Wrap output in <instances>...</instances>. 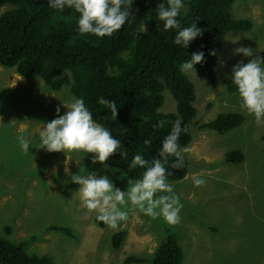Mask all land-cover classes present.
<instances>
[{"label": "rangeland", "instance_id": "374dc122", "mask_svg": "<svg viewBox=\"0 0 264 264\" xmlns=\"http://www.w3.org/2000/svg\"><path fill=\"white\" fill-rule=\"evenodd\" d=\"M6 9H0V15ZM231 14L251 21L252 28L226 36L218 53L216 84L200 78L195 70L183 72L194 85L195 118L190 151L185 154L187 178L170 181L183 204L176 225L138 211L131 212L118 229L97 224L95 213L81 204L79 185L62 186L72 173L103 170L102 164L90 163L93 154L49 153L30 146L26 155L19 144L21 137L38 143L44 125L56 118V108L60 115L67 111L64 104L74 97L71 74L67 72L64 86L53 91L37 77H21L14 69L0 66V237L27 242L29 253L47 255L54 264H126L128 257L151 264L169 232L183 250L182 264H264V123L257 124L240 109L230 77L237 61L250 59L235 54V48L252 47L259 55L264 51V0H234ZM163 97L159 112L177 114L171 94L165 90ZM234 112L245 117L240 127L225 134L200 129L219 114ZM229 151H241L243 161L228 163ZM193 173L202 176L204 186L192 185ZM127 179L115 180L116 186L124 190ZM120 231L125 237L115 250L111 239Z\"/></svg>", "mask_w": 264, "mask_h": 264}, {"label": "trees", "instance_id": "16d2710c", "mask_svg": "<svg viewBox=\"0 0 264 264\" xmlns=\"http://www.w3.org/2000/svg\"><path fill=\"white\" fill-rule=\"evenodd\" d=\"M166 0H134L131 8V22L111 37L98 39L77 31L78 13L65 8L57 11L49 8L48 0H0V9H7L0 15V66L14 69L21 77H37L53 91H59L66 83L65 74L72 76L71 93L83 97L93 114V119L111 131L121 141L126 155H116L108 163L119 167L128 178H139L143 169L129 170L128 163L137 152L146 160L156 156L161 140L171 130V122L177 117L189 128L182 133L181 146L187 147L193 140L191 123L195 118L194 85L180 71L182 62L190 59L193 52L204 51L205 62L197 64L195 72L200 78L212 84L217 82L216 67L218 53L226 36L231 32H247L252 23L246 19H235L231 14L234 0H185L186 12L177 18L182 27L197 20L203 34L182 48L172 43L175 31L163 29V22L157 20L155 7ZM145 25V32L141 26ZM203 46V47H201ZM215 50L216 55L208 53ZM264 55V51L260 53ZM111 73V74H109ZM167 90L176 102L177 114H161L163 92ZM99 97L115 101L118 107L116 120L104 106L97 103ZM1 108V105H0ZM167 123L154 128L157 121ZM245 121L241 113L219 114L213 121L200 129L225 134L240 127ZM124 128L127 131L120 134ZM145 139L151 144L145 145ZM174 158H170L171 160ZM244 159L241 151H229L225 160L240 164ZM185 166L169 169V181L183 180L188 173ZM100 226L103 222L97 221ZM52 231H70L50 227ZM10 234L9 228H6ZM125 232L116 233L112 248L121 247ZM27 242L14 243L7 237H0V264H54L47 255L31 254ZM184 253L176 237L169 232L154 251L151 264H182ZM144 258L128 257L126 264L144 263Z\"/></svg>", "mask_w": 264, "mask_h": 264}, {"label": "clouds", "instance_id": "9594fccd", "mask_svg": "<svg viewBox=\"0 0 264 264\" xmlns=\"http://www.w3.org/2000/svg\"><path fill=\"white\" fill-rule=\"evenodd\" d=\"M134 0H48L49 8L63 11L73 9L78 13L76 19L77 31L80 35L90 34L98 39L111 37L126 23H130L131 8ZM185 0H166L155 7L157 20L163 22L165 31H175L172 41L174 45L188 48L197 37L202 36V28L197 26V20L189 26L182 27L177 19L184 8ZM145 32V25L141 26ZM239 40V39H237ZM233 41L234 43L237 41ZM203 47V46H201ZM235 54H242L247 62L239 60L231 69V81L236 86L240 109L254 118L257 124L264 123V55H259L252 47H237ZM215 56V50L208 53ZM205 62L204 51L193 52L190 59L180 65L181 72L196 70L197 64ZM111 74V73H109ZM97 103L104 106L116 120L118 107L115 101L99 97ZM62 115L60 108H56V118L47 122L39 132V141L36 144L21 137L19 144L24 154H30V146L43 149L46 152L78 151L93 154L90 163H100L103 170L85 171L86 174L72 173L70 179L62 181V186L69 182L79 185V199L88 212L95 213V219L103 222L110 229H118L128 221L129 214L138 211L143 215L156 220L162 219L169 225L180 222V213L183 204L168 179L172 175L169 169H180L185 166V154L189 148L181 146L179 138L182 133L188 134L189 128L183 125L182 118L177 117L171 122V130L161 140L160 148L150 161L140 152L134 154L128 163L129 170L143 169L139 178L127 179L124 190L116 186L115 180H122L128 174L119 167H112L108 161L119 155H126L121 141L114 138L111 131L103 124L93 119V114L85 104L83 97H73ZM167 123L157 121L154 128H161ZM127 131L122 128L120 134ZM145 145L151 140L145 139ZM170 158H174L170 162ZM84 168V166L82 165ZM85 170V168H84ZM66 172V171H65ZM119 173V175H116ZM115 176V180L112 178ZM187 178V177H186ZM194 187H202L206 181L197 173L191 175Z\"/></svg>", "mask_w": 264, "mask_h": 264}]
</instances>
